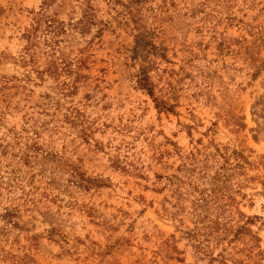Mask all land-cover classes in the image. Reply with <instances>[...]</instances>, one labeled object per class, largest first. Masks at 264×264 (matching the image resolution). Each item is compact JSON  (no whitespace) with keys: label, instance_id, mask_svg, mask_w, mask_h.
Wrapping results in <instances>:
<instances>
[{"label":"rangeland","instance_id":"rangeland-1","mask_svg":"<svg viewBox=\"0 0 264 264\" xmlns=\"http://www.w3.org/2000/svg\"><path fill=\"white\" fill-rule=\"evenodd\" d=\"M90 2L0 0V264H264V0Z\"/></svg>","mask_w":264,"mask_h":264},{"label":"trees","instance_id":"trees-1","mask_svg":"<svg viewBox=\"0 0 264 264\" xmlns=\"http://www.w3.org/2000/svg\"><path fill=\"white\" fill-rule=\"evenodd\" d=\"M84 1H85L86 5L83 9V16L78 21V25L80 26V30H82V29L85 30L87 28V25H89L91 23V20L93 17V10H92L93 8L91 6L90 0H84ZM138 2H139V0H128V3H127L129 14L132 16L134 22H136L135 18L133 17L135 15L136 10H132L131 6L136 5ZM44 18L47 20V23H45V21H41L40 18H37L35 20V24L33 25L34 32H36V30L40 27L42 22H44L46 25V28H48L50 32H54L55 35L59 34L61 32H64V29H63V27H61V24L59 22H58V24L56 23L57 19H53L52 17L49 18L47 16H44ZM135 27H136V29H138L139 25L136 24ZM30 36H31V33H29L28 37H30ZM30 38H31L30 42L32 43V39L34 40V37H30ZM54 69H56V68H53V70ZM146 72L147 71L145 68L141 69L140 77H139V84L141 85L142 88L146 89L152 95L153 84L149 81V77L147 76ZM158 105H160V103H157V106ZM166 109L169 110V108H166ZM236 122H238V121H236Z\"/></svg>","mask_w":264,"mask_h":264}]
</instances>
